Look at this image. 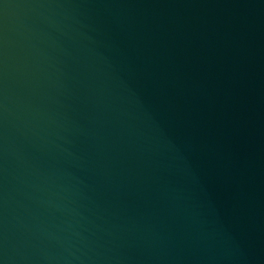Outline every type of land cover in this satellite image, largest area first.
I'll return each instance as SVG.
<instances>
[{"label":"water","instance_id":"1","mask_svg":"<svg viewBox=\"0 0 264 264\" xmlns=\"http://www.w3.org/2000/svg\"><path fill=\"white\" fill-rule=\"evenodd\" d=\"M0 264H264V0H0Z\"/></svg>","mask_w":264,"mask_h":264}]
</instances>
